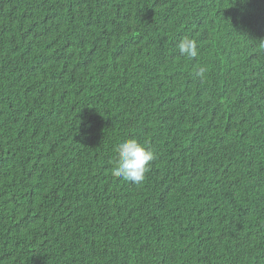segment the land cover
Wrapping results in <instances>:
<instances>
[{
	"label": "trees",
	"instance_id": "trees-1",
	"mask_svg": "<svg viewBox=\"0 0 264 264\" xmlns=\"http://www.w3.org/2000/svg\"><path fill=\"white\" fill-rule=\"evenodd\" d=\"M0 264H264V0H0Z\"/></svg>",
	"mask_w": 264,
	"mask_h": 264
},
{
	"label": "clouds",
	"instance_id": "clouds-1",
	"mask_svg": "<svg viewBox=\"0 0 264 264\" xmlns=\"http://www.w3.org/2000/svg\"><path fill=\"white\" fill-rule=\"evenodd\" d=\"M182 56L194 58L198 55L196 42L190 38H183L177 45ZM203 69H201V72ZM116 166L111 174L114 177L134 184H140L145 179L153 152L139 143L137 139H126L116 147Z\"/></svg>",
	"mask_w": 264,
	"mask_h": 264
}]
</instances>
